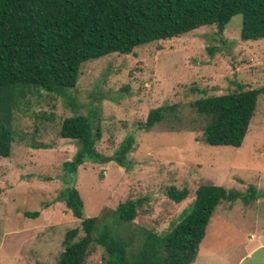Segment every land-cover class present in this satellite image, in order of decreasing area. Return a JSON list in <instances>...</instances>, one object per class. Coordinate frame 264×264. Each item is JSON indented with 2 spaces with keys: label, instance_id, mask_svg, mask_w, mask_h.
I'll use <instances>...</instances> for the list:
<instances>
[{
  "label": "rangeland",
  "instance_id": "rangeland-1",
  "mask_svg": "<svg viewBox=\"0 0 264 264\" xmlns=\"http://www.w3.org/2000/svg\"><path fill=\"white\" fill-rule=\"evenodd\" d=\"M241 28L238 14L223 33L206 25L133 53L86 61L77 85L59 93L26 87L13 110L11 155L0 156V264H58L66 232L82 222L62 196L71 187L82 196L85 217L106 215L126 237L140 227L167 233L202 183L241 195L217 205L196 263L264 264V94L240 147L205 143L201 119L194 130L141 128L152 108L179 103L188 119L198 120L190 107L198 97L236 90L239 83L246 89L264 86V38L243 41ZM76 112L94 116L101 129L96 148L104 161L87 160L72 173L64 163L74 159L77 143L61 137L60 130ZM131 133L136 142L123 167L113 155ZM172 185L188 187L189 196L172 200L167 193ZM252 186L260 194L256 199ZM129 199L142 202L123 230L114 215ZM29 211L40 214L29 217ZM104 255L94 244L87 262L106 264Z\"/></svg>",
  "mask_w": 264,
  "mask_h": 264
},
{
  "label": "trees",
  "instance_id": "trees-1",
  "mask_svg": "<svg viewBox=\"0 0 264 264\" xmlns=\"http://www.w3.org/2000/svg\"><path fill=\"white\" fill-rule=\"evenodd\" d=\"M238 14L242 15L241 40L264 38V0H0V156L11 155L16 133L13 110L26 87L59 93L77 85L86 61L113 52L133 53L142 45L179 37L206 25H217L218 32L223 33ZM261 94L264 86L246 89L240 83L238 89L221 95L204 94L190 103L198 120L188 119L179 103L164 104L149 111L141 128L147 132L158 126L169 131L194 130L201 119L205 122V143L240 147ZM65 103L76 106L75 102ZM93 122L92 114L77 112L62 122L61 137L77 143L74 159L64 163L69 172H76L87 160L104 161L96 148L101 129ZM135 142L136 137L129 134L113 160L128 166ZM250 189L253 198H258L257 188ZM167 193L172 200L182 202L190 191L172 185ZM239 195L222 185L202 183L191 206L167 233L140 227L123 237L106 215L85 217L82 196L71 187L62 196L82 222L81 227L66 232L65 249L57 263L93 264L87 258L96 244L103 248L106 264H193L217 205ZM141 202L129 199L117 207L114 217L123 230L134 222ZM39 214L26 212L29 217Z\"/></svg>",
  "mask_w": 264,
  "mask_h": 264
},
{
  "label": "crops",
  "instance_id": "crops-1",
  "mask_svg": "<svg viewBox=\"0 0 264 264\" xmlns=\"http://www.w3.org/2000/svg\"><path fill=\"white\" fill-rule=\"evenodd\" d=\"M257 247H258V246H257ZM254 249H255V248H254ZM196 259H197V258H196ZM193 264H197V263H196V260H195V262H194Z\"/></svg>",
  "mask_w": 264,
  "mask_h": 264
}]
</instances>
